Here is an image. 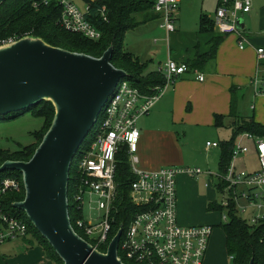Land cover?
<instances>
[{"label":"built area","instance_id":"obj_1","mask_svg":"<svg viewBox=\"0 0 264 264\" xmlns=\"http://www.w3.org/2000/svg\"><path fill=\"white\" fill-rule=\"evenodd\" d=\"M55 1L61 6L59 23L65 30L93 40L101 38V31L87 18L88 4L82 11L69 0ZM48 2L45 0L46 4ZM179 5L180 0H155L153 10L160 17V27L167 33L176 29ZM251 9L252 0H220L214 19L217 31L223 35L238 33L239 18ZM99 14L107 20L106 6L100 9ZM15 40L11 37L2 44ZM240 45L243 47L242 40ZM258 54L260 59H264L263 47L258 48ZM158 71L165 82L156 86L153 93H144L127 80L120 83L121 79L102 107V119L98 116L92 126L93 140L78 160V177H75L72 199L80 215L75 217V225H72L78 233L81 231L86 236L79 233L94 248L107 250L112 240L109 236L116 221L115 214L120 211L117 205V155L125 145L130 169L134 174L130 199L143 209L124 225L119 242V257L130 264H204L214 226L182 225L177 212L178 173L183 170L190 175H198L203 171L197 167L143 168L137 154L140 138L137 121L150 112L176 78L191 72L203 81L205 75L200 69L192 68L185 62H177L171 57ZM252 84L256 95H264V77L256 75ZM245 138L256 141L260 163L258 170L240 171L237 168L238 157L249 153V148L243 144ZM207 146L217 147L220 143L208 141ZM216 177L222 178L225 183L220 201L224 207L223 221H228V208L233 206L252 226L264 225V136L250 132L241 134L233 146L227 171ZM22 185L23 179L19 177L8 176L0 180V246L28 235L27 222L8 210L5 204L7 192H20ZM241 198L246 200V205L240 202Z\"/></svg>","mask_w":264,"mask_h":264},{"label":"water","instance_id":"obj_2","mask_svg":"<svg viewBox=\"0 0 264 264\" xmlns=\"http://www.w3.org/2000/svg\"><path fill=\"white\" fill-rule=\"evenodd\" d=\"M5 0H0V6ZM244 28L243 16L238 20ZM111 44L100 57L54 46L26 35L0 45V117L49 101L51 125L28 160L7 159L0 172L22 174L25 197L13 206L26 213L64 264H130L119 257L122 222L106 251L73 227L69 213L71 165L118 82L129 74L111 59ZM249 264H253L251 259Z\"/></svg>","mask_w":264,"mask_h":264},{"label":"crops","instance_id":"obj_3","mask_svg":"<svg viewBox=\"0 0 264 264\" xmlns=\"http://www.w3.org/2000/svg\"><path fill=\"white\" fill-rule=\"evenodd\" d=\"M219 1H215V10L219 5ZM260 2L261 0H252L251 11L243 15L244 28L239 29L238 33L223 35L217 31L214 23V30L204 32V35L192 39L189 47L196 48L193 54L190 55L188 54L189 50L187 53L178 55L172 49L170 43L164 44L166 31L160 27L159 16L153 19V23L149 25L153 26L151 30L154 44V50L150 52V55L153 53L154 56L158 57L160 51L163 50L164 54L166 52L163 62L158 59L159 66L156 67V70L151 71H158V68L166 62L168 57L175 59L177 62H187L193 60L197 54L208 55L212 51L215 36L222 39L217 47L216 56L212 60H208L200 69L204 75L209 73L203 81L198 80L195 75L191 78L188 73L176 78L174 84H170L165 89L164 94L153 105L150 112L141 116L137 121V127L140 130L137 154L143 168L158 169L162 166L197 167L207 171L206 173L202 170L205 179L208 178L207 175L210 177L205 183L206 189L202 190L203 195H199L198 185L192 188L193 176L195 175H190L183 170L178 173L177 212L179 223L182 225L210 224L215 226L220 223L211 221L209 215L201 214L198 216L195 211V202L200 201L202 207L205 208L207 202L209 206V203L215 200L219 203L221 201L216 196L219 192L216 187L212 186V182L215 183V181L211 180V176L215 178L219 174L222 147H208L207 142L216 141L221 143V135L223 134L221 130L219 132V129L226 127L232 130L229 127L232 122L229 114L231 112L233 91L236 97L237 115L254 117L256 122L264 125V95H256L254 87L252 88L248 83L256 75L264 77V59H260L258 54V48L264 47V6H260L259 9L255 8ZM192 5L193 3L189 5L187 0H180L179 9L176 13V29L171 33H175L177 30L180 31L182 27H185L180 20V16H184L186 8L189 10ZM203 15L207 14L203 13ZM245 15H248L247 22L244 19ZM207 16L214 21L211 14ZM247 27L253 30L257 28L263 30L261 34L254 31L255 34H251L253 36L247 38L248 33L243 32ZM171 33L167 34L170 36ZM241 40L243 41V47L240 45ZM159 43H162L161 50L155 48ZM143 62L147 61L143 60ZM238 72H242L243 76H239ZM239 92L247 96H250V94L256 96V103L250 105L251 110L254 112L252 115H242L238 111ZM252 105H254V108H252ZM217 114L227 117L225 126H216ZM202 133L205 137V143L191 140L195 135H202ZM207 220H210V223ZM0 264L55 263L48 257L45 245L36 241L29 242L25 237L9 241L0 246Z\"/></svg>","mask_w":264,"mask_h":264},{"label":"trees","instance_id":"obj_4","mask_svg":"<svg viewBox=\"0 0 264 264\" xmlns=\"http://www.w3.org/2000/svg\"><path fill=\"white\" fill-rule=\"evenodd\" d=\"M155 0H87L89 10L87 18L101 31L100 39H89L79 33H73L65 30L59 23L61 6L55 0H5L0 6V45L6 39L14 37L19 39L26 35H35L42 37L48 43L62 47L71 51L83 52L96 57H100L103 52L111 45H114L112 63L126 70L129 74L131 83L138 87L144 93H153L156 86L163 85L165 80L163 75L158 71L145 72L147 62L141 61L133 53L125 50L122 44L125 34L128 30L138 25L147 23L157 16L153 10ZM106 6L107 20L99 14L100 9ZM214 30V21L207 15H203L200 21V31L207 32ZM212 51L208 55L197 54L193 60L187 61L192 68L201 69L208 60L216 56L217 47L220 37L215 36ZM236 97L233 91L231 99V112L229 118L232 122L229 127L233 129V136L230 140L221 141L222 147L219 173L222 175L227 171L233 155V145L236 137L243 132H250L255 135L264 136V125L256 122L254 117L239 116L236 113ZM34 111L42 114L45 118L43 128L36 133L37 141L28 146H20L15 151L0 149V165L7 159L28 160L32 157L35 149L40 144L43 136L49 129L53 120L55 109L51 102L41 101L37 105L22 111ZM21 112V111H20ZM14 113V112H12ZM11 114V113H10ZM10 114L4 115L6 119ZM227 117L216 115V126H225ZM118 167L116 180L119 188L117 205L120 211L115 214L116 221L109 238L116 234L122 222L125 225L134 217L137 212L143 208L136 206L130 199V187L134 180V174L130 169L128 162V152L125 145L122 146L118 155ZM8 176L19 177L22 174L17 170H10ZM75 177H78L77 170L74 171L69 180L68 198L69 213L72 223L75 225V217L80 214L76 212L73 203V192ZM3 178H0V180ZM225 183L222 178H217L215 182L216 190L222 193ZM25 197L24 185L20 192L9 191L5 195V204L7 209L11 208L13 214L23 218L28 224L29 242L36 241L45 245L48 257L55 264H64L53 247L39 233L31 223L26 213L13 206V202L21 201ZM210 210L223 211L224 207L218 202L209 203ZM18 213V214H17ZM21 214L22 216H20ZM226 233V248L228 254L232 257V264H249L253 259V264H264V225L252 226L246 219L240 215L236 208H228V221L219 223ZM79 233L85 236L81 231ZM86 237V236H85ZM25 238V237H23ZM109 239V240H110Z\"/></svg>","mask_w":264,"mask_h":264},{"label":"rangeland","instance_id":"obj_5","mask_svg":"<svg viewBox=\"0 0 264 264\" xmlns=\"http://www.w3.org/2000/svg\"><path fill=\"white\" fill-rule=\"evenodd\" d=\"M70 2H73L77 7H79L82 11H84L87 7V0H69ZM189 2V5H192V7L189 8V10L186 8V12L184 16H180V20L184 23L185 27H182L179 30H177L175 33H171L170 36L165 32V45L167 43H170L172 45V49L176 51L178 55H182L183 53L193 54L194 49L196 47H189L191 40L196 38V36L204 35V32L200 31V20L202 14H211L212 18L215 19L216 16V10H215V1L216 0H187ZM259 5V6H258ZM258 6V7H257ZM257 6H255L256 9H259L260 6H264V0H261L260 4L258 3ZM194 9V10H193ZM195 16V17H194ZM248 15L244 16L245 21L247 22ZM179 17V12H178ZM199 17V18H198ZM179 22V20H178ZM151 23H153V20L149 21V23L138 25L137 27L130 29L125 34V39L122 44L123 48L129 52H133L135 56H137L141 61H147V66L145 68V72H149L153 69L156 70V67L159 65L160 62H163L166 52L164 54V51H160L158 57L154 56L153 53L150 55L151 51L153 49V34H152V28L153 26H149ZM153 25V24H152ZM263 29H249L247 27L246 30H243L244 33H248V37H251L255 34L254 31L257 34H261ZM214 34V32H212ZM208 34V33H207ZM225 35V34H224ZM261 36V35H258ZM169 37V42H168ZM162 43H159V45L155 48L158 50H161L160 47ZM264 48V47H263ZM209 73L205 74L207 77ZM239 76H243L242 72H238ZM188 76L191 78L194 77L193 73H188ZM254 76V75H253ZM129 77H124L120 83H123L125 80L132 82ZM251 79V78H250ZM249 85L253 88L252 80H249ZM172 83L171 85H173ZM244 91V90H243ZM242 91V92H243ZM249 91V90H248ZM242 92L238 93L239 101H238V111L244 115H252L254 112L251 110L250 105L253 103H256V96H247L243 95ZM188 108V106H187ZM103 113L102 111L99 114V119H102ZM3 116L0 117V149L2 150H8V151H15L20 146H28L37 141L36 133L39 132L45 123V118L42 114H38L34 111H27V112H14L9 115L6 119ZM221 130V140H230L233 136V129H227L226 127L219 129V132ZM93 134H94V128H91L89 133L87 134V137L85 141L80 146L77 154L73 158V162L71 165V175L74 173V171L77 168L78 160L83 155V153L86 150V147L92 142L93 140ZM193 141H199L200 143L203 141L205 143V137L202 135H195L192 137ZM243 144L249 148L248 155H241L238 157L236 163L237 168L240 171H255L260 168V163L257 156V148H256V141L254 139L245 138ZM195 166V165H193ZM203 170V169H202ZM10 170H6L4 172L0 173V178L8 177L7 174H9ZM204 171V170H203ZM207 173V171H204ZM203 172V173H204ZM198 174L193 176V187H196L198 185L199 187V195H203L202 190L204 191L205 183L207 182L208 178L210 179L209 175L208 178L205 179V174ZM217 181V177L212 178L211 180ZM24 185V183H23ZM22 185V187H23ZM212 186L215 188V183L212 182ZM179 190V186L178 189ZM224 193H217V198L220 200L223 198ZM240 202L244 205H246V200L244 198L240 199ZM207 207L203 208L200 201L195 202V211L198 213V216L201 214L203 215H209L211 221H218V222H224L222 219V213L223 211H216V210H210L208 208V202L206 204ZM10 211H13L11 208H9ZM18 214V213H17ZM22 216L21 214H19ZM179 220V219H178ZM205 223L204 221H202ZM207 222L210 223V220H207ZM233 259L228 254L227 248H226V233L222 226L219 224L214 226V230L210 239L209 247L204 259V264H232Z\"/></svg>","mask_w":264,"mask_h":264},{"label":"bare ground","instance_id":"obj_6","mask_svg":"<svg viewBox=\"0 0 264 264\" xmlns=\"http://www.w3.org/2000/svg\"><path fill=\"white\" fill-rule=\"evenodd\" d=\"M1 173V172H0Z\"/></svg>","mask_w":264,"mask_h":264}]
</instances>
